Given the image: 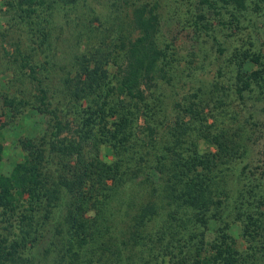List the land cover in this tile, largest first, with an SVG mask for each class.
I'll list each match as a JSON object with an SVG mask.
<instances>
[{"label": "trees", "instance_id": "1", "mask_svg": "<svg viewBox=\"0 0 264 264\" xmlns=\"http://www.w3.org/2000/svg\"><path fill=\"white\" fill-rule=\"evenodd\" d=\"M85 1L9 3L28 34L0 99L45 125L8 174L0 140V264H264V0H190L184 61L157 43L159 0L135 3L110 73L53 44Z\"/></svg>", "mask_w": 264, "mask_h": 264}, {"label": "rangeland", "instance_id": "2", "mask_svg": "<svg viewBox=\"0 0 264 264\" xmlns=\"http://www.w3.org/2000/svg\"><path fill=\"white\" fill-rule=\"evenodd\" d=\"M47 1L57 2V0ZM10 2L16 4L18 0H0V62L4 56H9L5 49L12 51L13 40L18 36L25 39L28 34V24L20 19L19 8L17 9L15 5L11 6ZM153 2L154 0H86L81 2L69 13L68 22H63V18L60 21V16L54 15L58 23L63 24V29L53 44L59 46L65 54L61 52L64 57L86 51L87 56L93 58L91 65L96 63L100 67L101 64V68L105 69L102 71L110 73L117 65L116 60L120 61L124 57V49L119 45L122 41H126L124 35L128 39L137 30L132 22L135 3H145L151 7ZM192 6L190 0H159L157 6L161 15L157 43L159 47L166 50L165 52H174V57L182 61H184V54L187 53L188 48L195 42L191 27H185L187 23L189 24ZM71 31L78 33L80 38L76 40L75 36L70 34ZM59 32L57 30L56 34ZM96 52L101 54L103 61L99 60L100 57H97ZM37 53V58L43 61L45 57L42 49L38 48ZM3 67L4 65L0 64V69ZM9 73L11 75L10 69L4 70L2 77ZM44 119V116L35 113L15 122L14 117L10 116L9 108L4 106L0 99V122L5 123L4 136H0V140L6 141L7 148L1 166L3 173L8 174L14 160L18 158V146L15 143L17 137L42 128L45 125ZM261 130L255 151L258 160L264 162V121ZM210 148L215 149L213 146Z\"/></svg>", "mask_w": 264, "mask_h": 264}]
</instances>
